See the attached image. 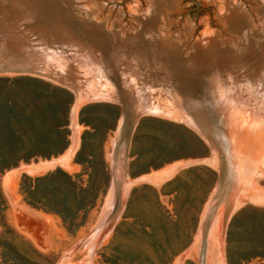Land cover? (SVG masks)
Instances as JSON below:
<instances>
[{
    "label": "rangeland",
    "instance_id": "obj_1",
    "mask_svg": "<svg viewBox=\"0 0 264 264\" xmlns=\"http://www.w3.org/2000/svg\"><path fill=\"white\" fill-rule=\"evenodd\" d=\"M19 1L26 9L25 16L32 19L33 32L36 34L37 29L39 37L51 40L49 31L56 29L57 19L49 15L54 12L61 16L65 11L52 8L39 23L34 21L33 7L41 9L35 4L52 7L49 0ZM56 1L67 2L66 12L95 32L93 23L121 34L141 31L149 49L160 46L184 57L190 43L206 46L213 38L225 42L224 50L211 47L205 55L194 59L195 64L180 68L161 58L153 59L138 45L134 47L135 56L130 58L121 43L99 37L109 48L101 54L113 62L107 70L114 83L116 80L121 85L126 77L132 87H121L132 91L133 86L137 88L145 80L150 101L161 106L172 100L178 101V105L183 101L184 108L208 114L215 142L211 146L187 120L176 115L138 113L127 145L124 163L127 183L121 190L119 209L108 230L96 238L97 225L112 209L110 170L122 123V107L109 94L114 90L111 84L94 78L93 64L85 62L83 56L94 52L74 45L77 54L83 52L81 56L75 54L76 58L80 56L75 60L57 42L49 41L53 43L52 50L57 51L53 58L60 59L50 61L35 51L36 60L46 66L56 62L51 67L59 65L57 69H63L71 56L74 59L71 62H78H72L76 67L72 70L82 76V81L86 79L81 91L91 93L92 88L95 91L98 88L105 95L88 96L75 105L71 90L41 78L69 94L67 144L58 154L21 160L0 172V242L4 244L0 245V264H10L15 250L23 256L19 264H198L200 254L203 264H231L227 261L228 251L238 258L248 244L264 238V218L255 212L264 210V132L258 127L262 120L258 112L263 111L258 102L260 93L250 88L243 92L239 84L242 74L258 77L264 73V0ZM8 8L9 5L4 11ZM150 14L152 26L139 23ZM0 41L7 43L2 38ZM4 49L0 42V53ZM161 66L158 73L151 70ZM80 71L85 72L80 75ZM21 75L36 77L0 72V101L8 87L20 85L15 80ZM199 76L204 78L206 88L194 84V78ZM217 89L226 97L215 98ZM94 90L92 95L96 93ZM239 95L242 98L237 101ZM126 97L130 99L128 94ZM219 167L225 173L222 181ZM56 168L97 193L94 204L80 212L76 228L68 227L59 215L28 204L21 192L23 176H41ZM226 201L228 213L221 224ZM206 214L208 221L202 236L201 221ZM261 262L264 259L256 256L236 264Z\"/></svg>",
    "mask_w": 264,
    "mask_h": 264
},
{
    "label": "trees",
    "instance_id": "obj_2",
    "mask_svg": "<svg viewBox=\"0 0 264 264\" xmlns=\"http://www.w3.org/2000/svg\"><path fill=\"white\" fill-rule=\"evenodd\" d=\"M15 81L20 85L8 87L0 101V172L21 160L58 154L67 144L69 94L39 77L21 75ZM20 189L28 204L59 215L72 228L80 224V212L97 198L93 188L59 168L41 176H23ZM255 212L264 218V210ZM0 245L4 246L2 241ZM256 256L264 259V238L248 244L238 258L228 251L227 261L236 264ZM22 259L15 250L9 260L19 264Z\"/></svg>",
    "mask_w": 264,
    "mask_h": 264
},
{
    "label": "water",
    "instance_id": "obj_3",
    "mask_svg": "<svg viewBox=\"0 0 264 264\" xmlns=\"http://www.w3.org/2000/svg\"><path fill=\"white\" fill-rule=\"evenodd\" d=\"M50 3L49 5L52 7H46V6H41L38 4H35V6L40 7L41 9L33 7L32 10V15L34 17V21L42 23L41 20L44 17V13L46 15H49L50 12L52 11V8H57L59 12H64L65 13L60 15H56L54 12H51L49 16L54 17V22L55 28L54 31H49V28H46V31L50 32V36L52 37V42H57L60 46H62V51L65 53H72L74 56V59H77L81 56L83 52H80V54H77L76 51L77 47L80 50H83L84 48H89L90 51L94 52V55H100L102 60L104 61L105 68L108 69L107 67L112 65V60L103 58V55L101 54L102 51L106 52V48L109 50L107 45L103 43L102 40H100V36H103L104 38H108L111 41H114L116 43H121L123 46V50L125 52H128L132 55H128V57H133L135 56V51L134 47L139 46V48L145 50V54L148 56H152L153 59L165 61L166 63H171L174 64L180 68H186L187 66L190 67L191 64H195L194 59L199 58L200 56L205 55L207 52H209V49L211 47L216 48V49H222L224 50L223 43L225 42H218L215 38L210 39L206 46H200L198 45V42L190 43V45L186 46V55L182 57L178 52L175 50H172V52H169L168 50H165L162 47H156V48H151L149 49L147 46H145V41H143V38L141 37V31L139 30H130V31H124L122 34L118 33L117 31H112L106 28H103L100 26V24L93 23L92 27L99 32L97 35V32L93 31L92 28H85L83 25H81L78 20L71 14L66 12V6L67 2H58L56 0H49ZM58 12V13H59ZM67 13V14H66ZM60 14V13H59ZM60 17V18H59ZM139 21V20H138ZM64 24H67L68 27L64 26ZM5 23V22H3ZM140 24L143 25H150L152 26V15H146L143 16L142 20L139 21ZM53 24V23H52ZM45 32V31H44ZM1 38V37H0ZM3 38V37H2ZM63 41L64 43H61ZM1 42V41H0ZM113 42V43H114ZM158 45V42H156ZM56 44V43H55ZM1 45L4 46V43L1 42ZM75 45V47H74ZM4 51L2 55H0V72H9V73H25V74H30L39 78L46 79L48 81H51L53 83H56L62 87L68 88L69 90L72 91L74 94V98L76 100V96H78L81 92V88L83 86V81L80 78L79 75H77L73 70H72V65H71V60H68V64L66 65V68L63 69H57V68H52L51 66H46L43 65V63L37 62L39 60H28V59H22L21 57L18 58H13L12 53H10V49L8 48V44L5 43ZM112 49V48H111ZM111 51H114L112 49ZM207 51V52H206ZM91 53V52H90ZM18 54V53H17ZM75 54L80 55L79 57L76 58ZM93 54V53H91ZM190 59H192V63L190 62ZM82 60V59H81ZM74 63V62H73ZM78 63V62H75ZM74 63V64H75ZM163 68L161 67H156L151 69L153 72H159V69ZM140 69V68H139ZM165 69H168L167 71L170 73H173V70H170V68L165 67ZM143 71V69H140ZM108 71V70H107ZM159 76V75H158ZM159 78V77H158ZM156 79V81L158 80ZM112 83L115 87V93L113 96H111L114 100L119 102L122 107V125L120 128V132L118 135V140L117 143L114 147V153L112 156V160L114 161V164L110 170V184L112 185L113 188V205L112 209L105 215L104 219L102 222L107 221V225L104 227V230L102 231L101 235L104 234L109 226H111V222L114 219V215L116 214L117 210L119 209L120 203H121V190L123 185L127 183L126 179V173H125V167L122 165L121 171L117 170L115 167V163L117 160V157L121 156L123 159H125V156L127 154V145L129 142L130 138V133L132 130L133 123L136 119V116L140 112H147L149 110V103H148V96L145 84L147 82L143 80L141 83H139V97L138 101L135 100V97L130 94V90H128L126 87L122 89L125 85L123 82H120L121 85H117V82L115 80L114 83V78L111 79ZM194 84L205 87L206 88V83L204 78L201 76L195 77L194 78ZM163 83V82H162ZM124 85V86H123ZM129 96L130 99H128L126 96ZM78 100V99H77ZM199 108V107H198ZM192 109V110H191ZM188 109V110H183L185 111L192 120L194 121V124L198 127V130L201 134H203L204 138L208 141V143L212 146L213 143L215 142L210 131V126L208 124V117L201 112V110L197 109ZM201 112V113H200ZM119 154V155H118ZM219 172H220V181L223 179V170L221 167H219ZM219 181V183H221ZM217 191H219V185L218 188H216ZM224 210L222 211V222L223 224L227 213H228V207H229V202H225L224 205ZM211 207V206H210ZM208 221V216L207 214L204 216L202 219V236L205 233V228L207 225ZM101 222V223H102ZM201 228V224H200ZM203 245V242H202ZM198 264H203V256L200 254L199 255V260Z\"/></svg>",
    "mask_w": 264,
    "mask_h": 264
},
{
    "label": "bare ground",
    "instance_id": "obj_4",
    "mask_svg": "<svg viewBox=\"0 0 264 264\" xmlns=\"http://www.w3.org/2000/svg\"><path fill=\"white\" fill-rule=\"evenodd\" d=\"M7 5H9V8H8V10L5 12L4 11V9H5V7L7 6ZM26 9H25V7L23 6V4H22V2H20L19 0L17 1V0H14L13 2H10V0H0V34H1V36L3 37H1L2 39H3V41H7V44H8V48L10 49V53H12V57L13 56H15V58H18V57H21L22 59H28V60H30V59H32V60H36L35 58H34V55L33 54H35V51H38V52H40L42 55H43V58H45L46 57V59L47 58H49V60H50V58H53L54 57V55L53 54H56V52L57 51H55L54 52V50H52V44L53 43H50L49 41H51L52 40V38H50L51 40H49L48 41V39H46L45 40V38L43 39L42 37H39V36H41L40 34V32H39V30H37L36 29V31L35 32H39L40 34H37V36H36V34L33 32V30L35 29V27H33V23H32V19H31V17L30 16H25L26 14H25V11ZM3 12V13H2ZM245 13V12H244ZM16 16H18V17H20L21 18V20L19 19V18H17ZM17 18V19H16ZM3 22H5V23H3ZM10 22L12 23V24H10ZM4 24V25H3ZM9 25H11V26H9ZM9 27V28H8ZM26 30H27V32H26ZM43 35H45L44 33H43ZM46 35H48L47 33H46ZM45 37H47V36H45ZM48 38V37H47ZM9 39V40H8ZM2 42V41H1ZM33 42H35V43H33ZM4 43V42H3ZM17 44V45H16ZM30 44H32V45H30ZM41 44V45H40ZM32 46H34V47H32ZM2 47H5V43H4V46H2ZM17 47V48H16ZM24 47V48H23ZM32 47V48H31ZM37 47L39 48V49H37ZM61 47V46H60ZM62 49V48H61ZM60 49V50H61ZM2 51H4V50H2ZM1 51V53H0V55H2V52ZM18 53V54H17ZM29 53H32L31 54V56H29L28 54ZM79 57V56H78ZM84 57V59L86 60H84L83 58H81V59H83V61H85L86 63L88 62V63H91V64H93L92 65V68H94V70L95 71H93V70H91V68H89L91 71H93V73H94V78H96V79H99V81L101 80V82H105V83H110L111 84V86L113 87V92H112V90H111V92L112 93H109V94H111L112 96L114 95V93H115V87L113 86V83H112V76L110 75V73H108V71H107V69L105 68V64H104V61L102 60V58H101V56L100 55H94V53L93 54H91L90 52H88L86 55H84L83 56ZM39 57H37V59H38ZM56 58V57H55ZM55 58H53V60H59L58 58L57 59H55ZM69 59H71V60H74V59H72V57L71 56H69ZM65 60V59H64ZM76 60V59H75ZM44 61H45V59H44ZM47 61V60H46ZM51 61V60H50ZM40 61H38L37 63L38 64H40L39 63ZM65 62V61H64ZM73 62V61H72ZM72 62H71V64H72ZM59 63H60V61H59ZM62 64H64L63 62H61ZM81 63V62H80ZM83 63V65H84V62H82ZM52 65H54V67L56 66V62H55V64H52ZM51 65V66H52ZM61 65V64H60ZM64 65H66V63L64 64ZM77 66H78V64H77ZM80 66V65H79ZM82 66V65H81ZM87 66V65H86ZM58 68H60V66L58 65L57 66ZM56 67V68H57ZM61 67H62V65H61ZM63 67H65V66H63ZM62 67V68H63ZM74 69H76V67H74V65L72 66ZM79 68H77V70H78ZM82 69V68H81ZM87 69V68H86ZM85 69V70H86ZM88 70V69H87ZM86 70V72H88ZM244 70V69H243ZM74 71V70H73ZM135 71V70H134ZM82 74H80V75H83V72H85V71H80ZM110 72V71H109ZM246 72V71H245ZM76 73V72H75ZM78 73H79V71H78ZM130 73L128 72V75H129ZM85 75V74H84ZM90 75V74H89ZM256 75H258V74H256ZM85 77V76H84ZM86 77H87V74H86ZM81 78H82V76H81ZM88 78V77H87ZM86 80V79H85ZM85 80H83V81H85ZM92 81H94V80H92ZM98 81V80H97ZM104 82H103V84H104ZM122 82H123V84L125 85V86H131L132 87V82H130L126 77H124L123 78V80H122ZM84 83V82H83ZM95 83V82H94ZM251 83H253V88H251ZM110 84H109V86H110ZM239 84H240V88L243 90V92H244V90L245 91H247L249 88L251 89V90H257L258 91V94H259V96H258V99H259V101L258 102H260V111H263V112H258L259 114L261 113V117H262V120H261V122H259V128H261V130H263V132H264V73H261L258 77L257 76H255V77H249L248 75H246V74H242L241 76H240V78H239ZM88 85V84H87ZM91 85H93L92 83H91ZM97 85H98V83H97ZM106 85V84H105ZM93 87V86H92ZM98 87V86H97ZM148 87V86H147ZM84 88V87H83ZM104 88V87H103ZM138 88V89H137ZM136 88V86H135V88H134V86H133V90L132 91H130V94L132 93V95L136 98V101L138 100L137 99V95H138V93L140 92L139 91V87H137ZM148 88H151V87H148ZM168 88V87H167ZM109 89V88H108ZM107 89V90H108ZM92 90H94L93 88H92ZM92 90H91V93H88V92H84L85 90H82L83 92H81L78 96H76V100H75V105H78V103H79V101H81L82 99H84V98H86V97H88V96H99V97H101V96H104L105 94L103 93L104 91L103 90H101L100 91V89H96V91L94 90V92H96V93H99V94H96V93H93V95H92ZM215 90V89H214ZM219 90L220 89H217V91L218 92H216L217 93V95L215 96V98H217V99H223V97H226V96H224L221 92H219ZM108 92H110L109 90H108ZM249 92H252V91H249ZM148 93V92H147ZM214 93V92H213ZM246 93H248V92H246ZM254 93H256V92H254ZM252 94V93H251ZM262 94V95H261ZM150 95V93L148 94V96ZM253 95V94H252ZM107 98H108V96H107ZM242 97H241V95H239L237 98H236V100L237 101H239L240 99H241ZM78 99V100H77ZM166 100H168V99H166ZM148 101H150L149 100V97H148ZM171 102V103H170ZM249 102V101H248ZM247 102V103H248ZM150 103H151V105H150V107H149V110L151 111V112H159V113H165V114H173V115H176V116H178L179 118H181L182 120H187L198 132H199V130H198V127L194 124V121L192 120V118L190 117V115H188L185 111H183V109L185 110H188V109H191V107H183L181 104L183 103V101L182 102H180V106L178 105V101H176V100H172V101H169L168 103H167V105L166 106H161V104H158V103H156V102H153V101H150ZM171 104H173V105H171ZM252 104V103H251ZM171 105V106H170ZM176 106H178L180 109L178 110V109H176ZM208 106V105H207ZM242 106H243V104H242ZM183 108V109H182ZM240 108H241V106H240ZM192 110V109H191ZM244 110V109H243ZM74 111V110H73ZM258 110L256 109V112H257ZM240 112V111H239ZM255 112V113H256ZM241 113H243L242 111H241ZM253 113V112H252ZM229 114V113H228ZM247 113H245V115H246ZM207 117H208V114H205ZM237 115V114H236ZM257 115V114H256ZM247 116V115H246ZM246 116H243L242 118H244V117H246ZM251 116V115H250ZM249 116V118H251ZM228 117V116H227ZM239 117H240V115H239ZM253 117H254V115H253ZM248 118V117H247ZM248 118V119H249ZM260 118V117H259ZM258 118V119H259ZM209 119V118H208ZM230 119V118H229ZM252 119V118H251ZM228 120V119H227ZM231 120V119H230ZM238 120V119H237ZM244 120V119H243ZM232 121V120H231ZM238 121H240V120H238ZM237 121V122H238ZM234 122V121H233ZM236 122V123H237ZM121 125H122V123H121ZM121 128V127H120ZM251 129V128H250ZM210 131H211V129H210ZM118 132H120L119 131V129H118ZM213 132V130L210 132L211 133V135L213 134L212 133ZM200 133V132H199ZM119 135V134H118ZM202 136H203V134H202ZM213 136V135H212ZM118 138V137H117ZM117 138H116V141H115V144H114V147H115V145H116V143H117ZM119 155V154H118ZM124 163H125V159H123L121 156H119V157H117V160H116V163H115V167L117 168V170H119V171H121V168H122V165H124ZM113 164H114V161H113ZM113 195H112V200H111V203H110V205L112 206L113 205ZM228 202V201H227ZM107 214V213H106ZM221 222H222V219H221ZM107 225V221H104V222H102V223H100V224H98L97 226V232H96V238L98 237V235H101V233H102V231L104 230V227ZM203 226V225H202ZM95 238V237H94Z\"/></svg>",
    "mask_w": 264,
    "mask_h": 264
}]
</instances>
